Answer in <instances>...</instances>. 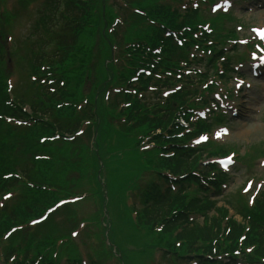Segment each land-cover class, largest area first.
<instances>
[{"label": "trees", "instance_id": "obj_1", "mask_svg": "<svg viewBox=\"0 0 264 264\" xmlns=\"http://www.w3.org/2000/svg\"><path fill=\"white\" fill-rule=\"evenodd\" d=\"M78 3L79 4H77L75 0H65L62 12L58 13L60 1L56 0L53 2L52 6L49 7L50 18L47 17L45 23L42 24L41 28L37 30L36 33H39L42 37H45V39L38 38L42 46L46 45L48 41L52 40L54 43H56L57 51L49 55H45L44 53L40 54V52L32 56L33 63L36 64V69L40 61L47 60L51 64L55 63V70L58 72V76H62L63 79H66V81L67 79L71 78L70 73L72 72L71 70L66 71L64 67L65 64L69 63L73 58V55L69 54L75 49V52H77L82 59L87 60L88 56L85 51L77 48L74 43L77 37L83 31V21H85L86 24L90 21V10L93 6L90 5L91 0H78ZM178 17L179 14L176 12H171L168 6L154 5L152 8L146 10L145 17L137 18V25H140V22L143 23L145 19L150 21L151 25L148 24L147 29L143 26H141V28H136L132 33V37L130 40H128L129 46L126 47V56L130 60L127 62L130 69L127 71V75H121L122 78L125 77L128 79L133 74L135 67H145L152 72L150 73V77H152L155 72L163 75V81L161 82V86L163 87L174 85L180 82V80L184 81V78L180 79L181 76H176L177 73H181V71H183V67L180 66V63H190L191 60L189 59V51L195 45L208 48V46H205V41H207L209 35L203 33V36L197 39L190 32L185 30L183 32V37L186 39V42L183 43V45L178 46L172 36H164L165 31H178L183 27V25H188L195 30V24L197 22L195 20V15H193V18L185 17L180 22L177 21ZM57 18L62 20L61 27L59 28H56L57 26L55 23L52 24V21L56 20ZM41 32L43 34H41ZM50 32H52L51 36ZM88 39L89 37H86V42ZM90 44L91 43H89V45ZM89 45L87 46V49L89 48ZM156 46L161 47L158 55L153 54V50ZM211 49V52L214 55L212 59H208L209 61H213L214 58L219 56L221 53L213 47H211ZM141 77L144 79H150V77H147L145 74H143ZM204 77L205 75L200 76V80ZM139 83L143 88H145L146 81L140 79ZM188 88H190V85L183 87L181 91H175L167 98L164 106L161 107H148L144 104H141V102L134 97L133 103H131L130 107L126 108L124 114L127 115L126 122L130 125L122 129L130 131L132 129L138 130L140 129L139 127H147L150 130L159 128L163 129V131H167L168 126H176L175 119L179 116H184L187 119L188 115L186 114V110L193 106V100L191 98L192 95H190L192 92L191 90H188ZM75 92H79L78 88ZM40 95L43 98H46L44 92H41V90ZM64 97L69 99V94L64 93ZM51 98H53V96H48V100ZM2 104L3 93L0 92V109L4 112L5 106L2 107ZM37 104L41 109V101L37 102ZM32 109L34 113H36L37 110H40L36 104H32ZM7 110L13 112L9 107ZM57 118H59L58 121L60 122L61 117L57 116ZM45 123L46 122H44L42 119H36L35 127L39 129L38 131L41 134H46L50 129L53 128L52 124L48 123L47 125ZM68 125L69 123L62 125L59 123L57 128H65L68 127ZM201 127L202 125L198 123L197 127H195L193 132H191L190 136L198 134L200 130H202ZM168 133L169 134L167 137L171 138V132L168 131ZM11 134L12 133L7 130L3 131L0 129V189H4L6 186L17 183V180L15 179H9L8 182H5V180L2 178L3 175L7 173L11 174L16 171L15 166L17 167L19 165L17 162H24L22 164L23 166L19 168V171L24 174L30 182L42 186L49 185L54 187L57 185L59 182L50 176L52 173H50L47 169L42 171V167L46 163L45 161H38L39 163H36L37 161L34 162L31 159L25 161L23 158L21 159V157L19 160L17 157L13 156L12 152L16 142L13 140ZM26 137H28V140H32L31 135L25 136V138ZM154 138L158 147L162 148L163 146H166L168 147V150L173 152V154L171 157H160L158 154L156 155V149L151 150V153L146 155L144 158V171L156 174L159 172V176H161L160 172L162 171H169L174 175H182L186 173V181H190L189 183H199L198 178L189 173L190 170L194 169L196 160L198 158V156L194 153L195 151H187L181 147H178V141H174L172 139L162 143V136L158 135ZM28 140H26V142ZM161 143L162 145H159ZM33 148L43 149V146H40L36 142L32 141L31 145L29 144L28 146V150ZM61 159L63 160L65 158L62 157ZM51 167L53 168V166ZM56 170L52 169L51 172L55 174ZM218 183L219 181L216 183L217 186ZM181 194L182 191L179 190L176 196L173 197L169 189H167L164 193H161L156 185H151L149 189L144 191V198H141L145 206L142 208V211L139 214L140 225L146 228L150 233V231L154 230L155 225L158 222H162L165 218L171 216L173 211H180L179 209H182L184 206V198L187 197V195L182 196ZM30 198L32 199L31 203H29V201L26 202V200ZM54 199V195L49 196L43 190L40 192L32 191L31 195H28L25 201H23V199L20 200L17 205L12 207L11 210L7 208L9 213L5 210L4 215L6 216V219L2 217V213L0 214V233L5 231L12 222L17 223L18 221H22L24 218L29 217L31 214L37 212L41 205H45V203L51 202ZM210 205L213 206L214 203L196 199L190 204L188 203L187 207H194L191 210H195L197 208H199V210H204L206 209L205 207ZM243 215L249 217L250 230L248 233H246L245 240L241 245L250 246L251 251L249 253L245 252L243 248L241 249L238 244L239 234L243 231L242 225L236 226L234 223H232L231 230L227 234L228 236L226 238H217L221 230L217 224L218 218L216 219L215 215L207 216L205 219L206 221L189 224L185 231L178 236L179 238L186 241V243H181V249H190L189 243L193 244L199 242L197 249H200L202 256L207 253H212V250L214 249L217 251V253L227 254L231 259L235 260L236 257L233 255V253L239 249L240 256L243 259H246L252 264L263 263L264 202L257 203L253 210H247L243 213ZM178 220L179 219H174L171 224L166 225L163 232L165 233L166 231H171L173 227L178 224ZM187 238L192 239L193 241L189 242ZM197 249L195 250L198 253ZM5 255V258L7 259L9 254L6 253ZM43 262L44 264H48L46 260ZM14 264L22 263L16 259Z\"/></svg>", "mask_w": 264, "mask_h": 264}, {"label": "rangeland", "instance_id": "obj_2", "mask_svg": "<svg viewBox=\"0 0 264 264\" xmlns=\"http://www.w3.org/2000/svg\"><path fill=\"white\" fill-rule=\"evenodd\" d=\"M36 6H32L31 9L26 10L28 13H34L35 10L40 6L39 3ZM222 2V1H221ZM7 8L8 9H13L16 4L15 0H7ZM206 13H208V10H206ZM230 13L232 14L231 16L234 18L231 21H225V23L221 24L222 28L223 27H234L235 30L238 31V38L239 39H249L252 38V30L251 27H264V0H236L234 3H232V8L230 9ZM26 14V13H25ZM24 12L21 14L20 20H17L15 22V25L13 26V29L10 31L9 36L12 37V42L16 39H20V43L18 46H22L27 39L30 41L26 43L28 49H32L34 53H37L38 51L41 50H47L50 48V41L44 46H42L41 42H39L38 38L45 39V37L41 36L40 34H36L35 36L32 35L30 37H27V35H30L31 30L34 29L35 26V21H33V15L30 18L23 17L25 16ZM210 14V13H208ZM211 16V14H210ZM241 26V28L239 27ZM95 36L97 39H99L97 46L98 51L102 52V44L103 42L100 40V38H103V35L101 31H96ZM103 40V39H102ZM25 47V46H24ZM24 47H21L23 50L25 49ZM239 47H237L238 49ZM244 49V48H243ZM240 52H242V47H240ZM25 53V58L29 57V53ZM97 57V56H96ZM24 58L21 60L20 63H16L15 66H10L8 68V75L11 78V83L13 86L18 82V78L21 75H26L27 73V63L24 61ZM26 60V59H25ZM104 67V65L102 66ZM107 68L108 64H107ZM103 69V68H102ZM243 72L247 71V67L241 68ZM102 73V72H101ZM95 76L97 78L101 77L100 72L97 71L95 72ZM239 81H235L233 78L225 82L223 84V87H227L230 90H232L233 94V99L228 100L225 102V106L228 107V111L230 114L231 113V108H235V114L237 116L231 118L230 115H228V119L226 121V125L229 130V134L227 136H221L224 140L222 143L228 144V145H235V149L237 150L235 152V157H238L245 152H248L250 150V147L255 146V147H264V79L260 81H254L251 77H249V84L250 87H246L244 84L240 90L238 91V88L235 87V83ZM28 85V84H27ZM236 98V99H234ZM235 101V102H231ZM111 122L110 118L108 119V122ZM82 133L81 138H82V143H87L88 146H90V143L93 141L92 137L90 136V130L89 132L85 131L84 129H81ZM110 130V126H109ZM89 133V134H88ZM24 138L23 134L16 136L17 141H20ZM69 153L71 150L76 148L77 146H69ZM110 155V154H109ZM109 155H104L103 157L109 156ZM78 151L74 149L71 154L67 155V157H70L72 160V166L69 167V169H66V172L64 173H59L57 174L58 177L62 180V182H65V187L67 184L70 185H75V178L74 175H78L81 171H79L77 168L78 166L76 165V161L80 157H78ZM75 160V162L73 161ZM106 161H112L110 159H105ZM126 163V166L122 167V171H124L123 176L119 174L120 177H124V180H128L126 177L128 175H136L134 169H138V164L137 162L134 163V159H124L123 158V164ZM252 166L247 168L245 165L239 163L236 161L235 166L230 168L228 170L229 172V180L227 182V186L225 188L224 194L228 195V197L223 198V200H227L226 202L232 203L235 205L236 197H235V192L236 190H240L241 192L245 193L244 197L247 198V202L251 201V198L255 196L257 193L262 190H264V160L257 159L255 162H250ZM130 170H134L133 173H131ZM130 171V172H127ZM127 172V173H126ZM113 173L110 172L109 174V190L114 192V197L115 200H117V204L121 201V197L124 195V190L125 188L123 187L124 185L128 183H124L123 186L119 185L117 186L116 189H114L116 186L111 184V179L114 181V177L112 175ZM52 176V175H50ZM52 177H55L53 175ZM115 182V181H114ZM246 182H250L251 186H246ZM63 185V184H62ZM123 187V190L121 189ZM114 189V190H113ZM221 199V196H220ZM219 199V200H220ZM222 200V199H221ZM218 202L217 205H223V201ZM119 207V206H117ZM93 210L91 206H88L86 204L84 206L83 212H80V215L83 216L85 213L90 212ZM234 210V208H233ZM233 210L230 209V213H233ZM236 217V216H235ZM111 224L112 220H111ZM115 234L117 238H120L123 236L121 230H119L116 225H113L112 231H111V240H112V235ZM88 228L87 226L83 225L77 235L75 237H78V239H82L84 241H88ZM135 238H139L142 242L140 247L146 245L149 243L150 239L149 237L147 238H140L139 235H135ZM138 259L141 257L138 256Z\"/></svg>", "mask_w": 264, "mask_h": 264}, {"label": "snow or ice", "instance_id": "obj_3", "mask_svg": "<svg viewBox=\"0 0 264 264\" xmlns=\"http://www.w3.org/2000/svg\"><path fill=\"white\" fill-rule=\"evenodd\" d=\"M253 56H255V53H253ZM262 59H264V58H262ZM204 139H206V137H205ZM9 195H10V194H9Z\"/></svg>", "mask_w": 264, "mask_h": 264}]
</instances>
